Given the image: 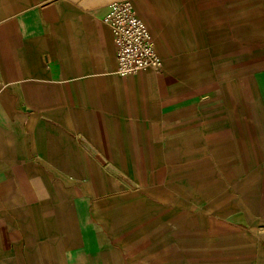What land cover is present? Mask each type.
I'll return each mask as SVG.
<instances>
[{
  "label": "crops",
  "instance_id": "0c3cea01",
  "mask_svg": "<svg viewBox=\"0 0 264 264\" xmlns=\"http://www.w3.org/2000/svg\"><path fill=\"white\" fill-rule=\"evenodd\" d=\"M113 1L0 0V264H264V0H130L131 75Z\"/></svg>",
  "mask_w": 264,
  "mask_h": 264
},
{
  "label": "built area",
  "instance_id": "2783aa9c",
  "mask_svg": "<svg viewBox=\"0 0 264 264\" xmlns=\"http://www.w3.org/2000/svg\"><path fill=\"white\" fill-rule=\"evenodd\" d=\"M103 21L111 28L117 46V72L131 75L142 70L161 71L163 57L147 23L130 0H115L108 6Z\"/></svg>",
  "mask_w": 264,
  "mask_h": 264
}]
</instances>
